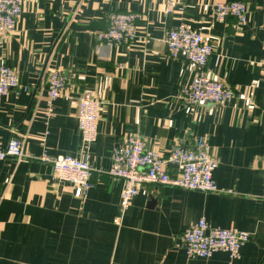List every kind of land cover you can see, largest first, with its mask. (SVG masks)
<instances>
[{
  "label": "crops",
  "instance_id": "obj_1",
  "mask_svg": "<svg viewBox=\"0 0 264 264\" xmlns=\"http://www.w3.org/2000/svg\"><path fill=\"white\" fill-rule=\"evenodd\" d=\"M229 1L22 0L14 31L0 39V64L20 82L0 95V147L19 137L27 154L0 163V264H264V0H237L249 5L243 25L212 18L213 5ZM115 11L143 14L129 44L100 40ZM180 24L212 41L207 73L233 87L231 102L190 106L180 98L197 73L188 57L168 53L166 36ZM54 69L74 72L101 102L88 152L93 186L83 197L41 159L85 156L79 95L62 94L47 113ZM134 134L164 156L204 136L219 159L220 191L148 184L116 223L124 181L104 170L116 144ZM202 217L250 233L238 258L224 250L187 255L181 236Z\"/></svg>",
  "mask_w": 264,
  "mask_h": 264
},
{
  "label": "built area",
  "instance_id": "obj_2",
  "mask_svg": "<svg viewBox=\"0 0 264 264\" xmlns=\"http://www.w3.org/2000/svg\"><path fill=\"white\" fill-rule=\"evenodd\" d=\"M174 3H170V11ZM23 12L22 0H0V39L14 31ZM234 17L238 24H246L249 5L245 1L216 2L212 18L223 21ZM109 26L100 32V40L107 45L131 43L138 35V22L143 14L134 11H115L109 15ZM168 53L172 57L185 55L196 67V76L191 84L181 90L180 98L193 106L203 103H228L235 93L233 87L211 77L207 64L213 53V44L208 36L198 30L180 24L166 36ZM48 115L52 114L54 101L66 92L77 93V119L82 132L85 156L70 154L51 157L44 154L41 159L53 164L55 178L69 182L76 197H83L93 186L96 170L88 157L92 144L97 139L100 100L89 90H81L79 78L74 72L54 69L48 75ZM20 87L17 71L6 64H0V95ZM28 90L29 86H22ZM8 157H27L23 142L13 137L7 146L0 147V163ZM177 165L175 173L169 164ZM219 159L211 154L210 145L204 136H196L192 144L177 142L168 156L147 147L145 139L138 134L124 138L113 149L109 168L104 172L124 181L116 223H120L135 196L148 193V184H168L189 190L203 192L220 191L214 178ZM264 198V191L262 194ZM250 240V233L233 228L212 226L206 218H200L186 228L181 236V246L192 258H209L216 251L224 250L231 258H238L240 250Z\"/></svg>",
  "mask_w": 264,
  "mask_h": 264
},
{
  "label": "water",
  "instance_id": "obj_3",
  "mask_svg": "<svg viewBox=\"0 0 264 264\" xmlns=\"http://www.w3.org/2000/svg\"><path fill=\"white\" fill-rule=\"evenodd\" d=\"M79 95V94H78Z\"/></svg>",
  "mask_w": 264,
  "mask_h": 264
}]
</instances>
